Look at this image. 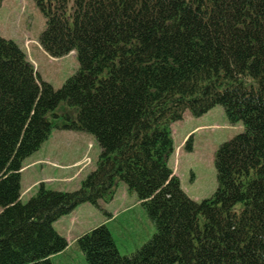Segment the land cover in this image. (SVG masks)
<instances>
[{
    "label": "trees",
    "instance_id": "trees-1",
    "mask_svg": "<svg viewBox=\"0 0 264 264\" xmlns=\"http://www.w3.org/2000/svg\"><path fill=\"white\" fill-rule=\"evenodd\" d=\"M3 0H0V6ZM51 58L78 68L54 90L0 36V264H52L53 225L80 205L107 214L118 182L155 228L120 256L105 224L76 240L86 264H264V0H34ZM94 137V170L72 192L39 185L20 201V170L57 128ZM215 106L243 130L214 155L217 188L188 198L168 167L171 126ZM184 148L191 151L190 139Z\"/></svg>",
    "mask_w": 264,
    "mask_h": 264
},
{
    "label": "rangeland",
    "instance_id": "rangeland-1",
    "mask_svg": "<svg viewBox=\"0 0 264 264\" xmlns=\"http://www.w3.org/2000/svg\"><path fill=\"white\" fill-rule=\"evenodd\" d=\"M70 1L72 2V0ZM44 25V18L36 7L34 0H10V4L9 0H7L5 5L2 8L0 7L1 37L13 41L17 46L25 50L24 54L26 55V58H28L27 61L33 69L35 68L34 71L36 72L37 69L42 76L43 81L51 85L54 90H57L69 77L74 75L78 68V64L74 52L73 54L70 53L64 57L55 59L37 49V45L39 46L38 39L44 30ZM31 48H34L32 56L30 55ZM53 115L55 116L49 115L48 119L57 127L53 130L60 131H66L59 129V127L62 126V123L65 122L63 119L64 115L70 116L73 120L76 118L75 111L69 108L66 103H61ZM242 130L243 128L241 124L230 125L228 123L223 109L220 106H215L201 117H192L190 113L186 111L182 120L173 124L174 135H172L171 126L174 151L169 157L167 164L173 174L178 178L180 188L188 198L195 202H200L204 199L210 198L214 194L217 188L216 172L214 168L215 152L221 144L231 140L233 137L240 134ZM52 131L47 140L37 151L42 147L44 148L45 144L49 142L53 133ZM186 134L187 136L182 144V140ZM188 139H190L191 151H187L184 148L185 142ZM77 145L79 148V162L73 164L71 167L74 170H78L79 181H81L88 170L90 171L91 168H95L100 151L94 137L89 134L79 133ZM75 151L76 149H73L71 155L69 151L66 155L61 154V161H69L72 154H75ZM47 156H49V153L43 154L44 158ZM53 156L55 155H52L50 159L47 158L44 160L43 163L45 166H52L54 168L58 167L59 160ZM82 181L80 182V185ZM118 185L125 186L123 183L118 182L115 192ZM47 188L54 189L52 187ZM36 191L37 190L34 191V194ZM132 195L134 196L135 194L132 193ZM28 197V195L24 196L21 203L25 204L30 199ZM110 201L111 200L100 202L99 206L102 203H109ZM86 206L95 212L98 210L91 205L87 204ZM135 212L137 213V209L133 208L129 214L132 215ZM101 216L105 215L101 213ZM88 219L92 221L90 216ZM121 220V218H118L113 226H115V228L121 226ZM153 230V234L146 240V242H148L154 235V227ZM112 233L116 240L117 251L122 257L134 254L146 243L144 242L141 245L140 242L137 241L131 242L127 237L121 236L117 230H113ZM143 235L144 232L141 236L143 237ZM127 241L129 242L127 243ZM76 252L73 248H70L68 253V255L74 259L73 264H86L84 255L82 256V259L79 258L78 260Z\"/></svg>",
    "mask_w": 264,
    "mask_h": 264
},
{
    "label": "crops",
    "instance_id": "crops-1",
    "mask_svg": "<svg viewBox=\"0 0 264 264\" xmlns=\"http://www.w3.org/2000/svg\"><path fill=\"white\" fill-rule=\"evenodd\" d=\"M6 1L7 0L2 1L1 8L5 5ZM0 36L2 35L0 34ZM31 49L30 55L32 56L34 48ZM37 49L44 53L38 45ZM21 50L23 52L25 51L23 49ZM71 54H73V52ZM36 72L42 79V76L39 74L37 69ZM52 132L51 139L45 144L44 148L42 147L39 151L24 160L23 167L20 171L21 191L19 199L21 202L23 197L26 195L29 196L28 198H31L30 196L34 194V191L37 190L41 184L46 189L52 191H75L79 188L80 182L84 180V178L94 169L91 168L90 171L88 170L84 178L79 181L78 170H74L71 167L73 164L79 162V148L77 147L79 133L60 130H53ZM174 134L172 125V135ZM186 136L187 134L184 136L182 144ZM73 149H76V151L75 154H72L71 159L66 162L63 160L61 161V154L66 155L69 151L71 155ZM46 153H49V156L44 158L43 154ZM52 155H55L53 157L59 160V165H57L58 167L56 168L52 166H45L43 163L47 158L50 159ZM47 187H52L54 189ZM86 205L87 204L78 206L69 215L60 218L54 223V229L61 237L66 239L67 248L62 253H59L51 258L52 264H73L74 259L68 255L70 248H73L75 252L77 251L76 257L78 260L79 258L82 259L83 254L76 245V240L102 224H105L109 229L115 245L116 240L112 233L113 230H117L121 236L127 237L131 242H140L141 245L146 242V240L154 232L153 225L143 212L136 196H133L132 193L125 188V186L118 185L111 201L100 205L101 209L107 214V216L99 210H96L97 212H95ZM133 208L137 209V213L135 212L131 215L129 212ZM101 213L105 216H101ZM89 216L92 218V221L88 219ZM118 218L122 219L121 226L115 228L113 225ZM143 232L144 235L142 237L141 234ZM128 242L129 241H127V243Z\"/></svg>",
    "mask_w": 264,
    "mask_h": 264
}]
</instances>
